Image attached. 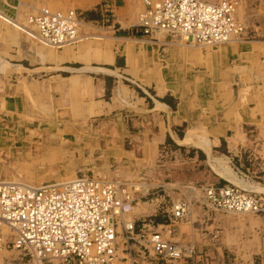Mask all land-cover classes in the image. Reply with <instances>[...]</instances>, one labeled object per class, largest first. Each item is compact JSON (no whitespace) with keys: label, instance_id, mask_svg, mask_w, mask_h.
Returning <instances> with one entry per match:
<instances>
[{"label":"crops","instance_id":"1","mask_svg":"<svg viewBox=\"0 0 264 264\" xmlns=\"http://www.w3.org/2000/svg\"><path fill=\"white\" fill-rule=\"evenodd\" d=\"M44 1L89 21L76 43L51 49L0 17V161L14 163L12 175L53 162L57 177L100 178L95 172L115 163L131 172L139 162L161 166L177 153L207 159L222 141L231 159L249 150L264 165V0H239L245 36L217 45L165 31L142 35V0ZM22 9L21 0H0L8 19L17 21ZM146 210L164 238L194 251L173 264H256L264 255V213L194 203L190 221L174 223L169 203ZM125 257L120 264L161 260L151 251ZM6 258L18 264L1 249L0 264Z\"/></svg>","mask_w":264,"mask_h":264},{"label":"built area","instance_id":"2","mask_svg":"<svg viewBox=\"0 0 264 264\" xmlns=\"http://www.w3.org/2000/svg\"><path fill=\"white\" fill-rule=\"evenodd\" d=\"M137 31L151 35L165 31L189 42L217 45L240 41L245 27L236 18L239 0H142ZM17 27L37 42L61 48L80 39L88 22L75 9L41 7ZM124 182L90 176L30 184L0 180V249H19L22 264H116L117 223L130 210ZM196 194V187H189ZM213 208L257 210V199L236 185L203 187ZM189 202L173 204L174 219L189 215ZM152 218L124 221L126 237L136 233L159 258L177 262L191 250L163 237Z\"/></svg>","mask_w":264,"mask_h":264},{"label":"rangeland","instance_id":"3","mask_svg":"<svg viewBox=\"0 0 264 264\" xmlns=\"http://www.w3.org/2000/svg\"><path fill=\"white\" fill-rule=\"evenodd\" d=\"M24 4V9L20 11V16L17 22L20 24L26 23V18L29 14L35 13L41 7H48L52 10H59L53 4L45 2L44 0H21ZM76 10V9H75ZM26 34V33H25ZM27 35V34H26ZM28 36V35H27ZM32 39L30 36H28ZM37 42L36 40L32 39ZM39 43V42H37ZM41 44V43H39ZM42 46L50 47L44 44ZM68 46V45H64ZM251 136V135H250ZM252 138V136H251ZM249 149V148H248ZM247 149V150H248ZM217 150V151H216ZM249 151V150H248ZM246 152L245 156L241 160L231 159L229 153L226 151L225 142L222 141V145L219 149H212L209 158L199 156L197 158L186 159L181 156L180 153L168 155L164 163H156L153 167H148L144 163H138L135 169L131 172L124 171V166L119 163H115L110 169L97 171L94 174L96 177L109 179V180H120L124 182L121 189L123 196L128 195L129 202L136 206L138 215L140 218L133 220L131 217V210L124 213L122 217H116L117 223V256L118 259L116 264H120V261H125L126 253H144L149 255L151 248L148 243L143 239V237L137 236L136 233L126 237V233L123 228L124 221H139L144 218H152L147 215L146 208L148 204H152L154 208L161 209V207L167 203L171 205V216L172 222L178 221H190V213L182 219H174L172 215L173 204L177 201H188L189 211L191 205L194 203H203L207 208L210 207L211 210H216L222 213H250L254 215H260L264 213V165L261 163V158H255L250 152ZM232 154V152H230ZM163 160V159H162ZM0 161V180L5 181H21L30 184H40L42 182L48 181H63L75 177L74 174L67 176H55L57 175L56 167H53V162H49L48 166H23L17 169L16 175H12L9 169H14V163L9 160L3 162ZM4 163V164H3ZM142 164L144 166H142ZM121 166V168H120ZM10 177L5 176L8 173ZM161 169V170H160ZM22 170V171H21ZM227 170V171H226ZM229 170V171H228ZM165 171V172H164ZM92 174V173H91ZM234 177H233V176ZM230 179L232 185L238 186L244 192L249 193L254 196L258 203L257 210H247V211H232L226 209L213 208L210 203H207L205 199V193L201 190L203 187H215L221 188L226 184L223 179ZM234 180V181H233ZM238 181V182H237ZM225 183V184H224ZM228 183V182H227ZM220 185V186H217ZM251 185V187H250ZM254 186V187H253ZM189 187H196L198 190L196 194L192 193ZM256 187V188H255ZM157 210V211H158ZM191 212V211H190ZM142 215V216H141ZM153 219V218H152ZM264 234V232H263ZM181 245V244H180ZM183 246V245H182ZM184 247V246H183ZM190 255L188 254L184 259H192L194 256V251L192 249ZM11 250V254L16 255V261L18 264H22L21 261H25L26 257L23 252L19 249L5 248ZM152 252V251H151ZM153 253V252H152ZM154 255V254H153ZM159 262H154L151 259H147L148 264H173V261L165 260L160 258ZM9 262V259L6 258ZM181 261V260H179ZM14 262V261H12ZM256 264H264V255L261 258H256ZM10 264V262L8 263ZM131 264H144L140 261L133 259ZM186 264V263H185ZM188 264V263H187ZM191 264V263H190Z\"/></svg>","mask_w":264,"mask_h":264},{"label":"bare ground","instance_id":"4","mask_svg":"<svg viewBox=\"0 0 264 264\" xmlns=\"http://www.w3.org/2000/svg\"><path fill=\"white\" fill-rule=\"evenodd\" d=\"M2 13V12H1ZM0 13V17H3L4 19H6L7 21H10V22H12V23H14V21L12 20V19H8V18H6V17H4L2 14ZM15 24V23H14ZM227 171V170H226ZM229 171V170H228ZM233 176V175H232ZM235 176V175H234ZM233 176V177H234ZM8 181V180H7ZM234 181V180H233ZM238 182V181H237ZM1 250V249H0ZM2 252V251H1Z\"/></svg>","mask_w":264,"mask_h":264}]
</instances>
